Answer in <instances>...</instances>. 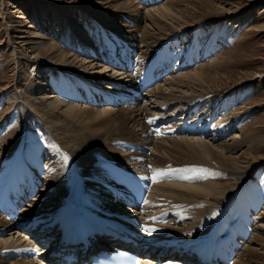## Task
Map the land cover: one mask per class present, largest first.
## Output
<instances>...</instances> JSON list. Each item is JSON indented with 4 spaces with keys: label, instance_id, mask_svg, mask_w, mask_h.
Wrapping results in <instances>:
<instances>
[{
    "label": "bare ground",
    "instance_id": "1",
    "mask_svg": "<svg viewBox=\"0 0 264 264\" xmlns=\"http://www.w3.org/2000/svg\"><path fill=\"white\" fill-rule=\"evenodd\" d=\"M55 1L63 3L62 5L66 7L69 13L77 11L79 6L86 8L87 4H89L90 7L85 11L87 15L90 14L88 15V21L91 20H89L90 17H93L97 20L96 22L99 23L103 31L113 32L108 33L105 39L107 42L111 43L110 46H108L114 50L116 45L115 42L118 44L124 42L125 48L128 49V51H126V49L123 48L125 49L124 55L126 54L128 57L133 56L134 58L139 49L133 47L132 44H128L129 42H127L126 39H129L128 41H131V43L136 41V43L140 44L141 50V54L138 55L137 59L139 62L144 63L149 61L152 57V55L151 57L148 55H150L152 51L155 53V49L160 43L171 35L167 32L170 30V27L164 22V17L172 20V14H179L183 16V18H187L185 20L189 21V18H192L193 15L189 13L188 16H185L184 14L186 13L183 8H180V5L186 3L188 6L192 4L193 1L198 0H168L164 4L167 13L162 12L160 8H156V10L154 8L153 11H148L146 17L151 21V25H148L147 28L140 25V29L138 26L142 17L141 11L138 6L134 5L133 0ZM146 1L149 3L150 0ZM207 3L210 4L209 1ZM210 7L213 10L215 6ZM216 9H214V11ZM120 12L127 13L123 15V18L128 22L136 23L135 26L138 31L140 30L142 32L141 37H138L135 33V30H137L135 26L130 28L128 25L127 27H129V29H126L127 27L125 28V26L124 28L120 26V28L108 26L111 20L113 22H116V20L121 22L119 20L122 17ZM155 12H159L161 15L157 16ZM109 18L110 21L108 20ZM150 27L152 29H150ZM75 28V33L72 34V40L76 41L74 43L76 47L74 48L77 49L76 54L66 52L59 45L49 43V46L46 44L42 45V47L39 46V52H36L37 54H34L31 59H26L25 63H33L36 73L39 71L40 73L48 72L46 78H48V76L53 78L55 75L60 78L54 79L60 80L56 90L53 85L49 84L50 81L47 79L46 82L38 83V85L42 84V88L45 83H47L46 87L43 88V92H40L44 101L40 100L41 102L38 101V103L46 102L48 108L45 114L47 118H54L58 122L64 120L66 123H69L70 126L75 125V127H79V129L83 131L82 136L78 138L80 144H75V148H82L81 142L83 141L86 143L88 140L96 141V147L89 154L92 156L90 161H87L89 163L79 160L83 162V164L80 165H82L84 169L85 167L93 165V173L90 177L88 176L89 180H87V176V179L83 180L81 177L79 178L81 174V170L79 169L74 168V170L77 171L74 174L69 169H63V167L60 168L59 166H54L55 168H50L51 170L48 169L46 180L49 181V186L46 188L42 186L39 193L40 196L34 194L36 195L35 201L31 202L28 209L21 213L20 218L15 222H11L6 218L0 219V232L7 235L5 238L1 237L3 240L0 239V263L4 260H7L6 262L9 264L27 263L25 259L13 260V250L21 251V244L27 239L31 240L30 237L32 233L37 234V232H40V234L36 236L41 235L39 237V240H41L43 238L42 235H44V232L41 231H43L46 226H49L51 229L50 231H55L53 234H56L58 232L56 225L59 224L61 220L64 224H67L68 219L78 212L92 214L102 221H106L105 219L108 218V215L103 214V212H110L112 209H110L111 207H105V205H103L105 199L110 198L112 200L118 198L117 201L119 203L121 202L116 192L117 184L123 187L128 177L139 179H147L149 177L152 184L150 187L151 191L142 206L143 212L141 216L144 220L141 233H143L142 239L147 241L152 247L156 244H162V246L156 245L158 248V251L156 250L157 254H167L177 249L178 251L172 253V256L175 254L173 257L175 260H185L184 262L192 260L191 263L199 264L197 256L203 253V258L201 257V259H204L205 256H207L204 250L211 246L215 238L219 235H223L222 232L229 228L230 222H233L236 218L240 222L242 219H245V223H243L246 226H242L238 232L234 231L232 235L226 237L221 243L224 250L230 247L234 249L237 238L246 237H243V239H245L243 241V249L239 251L237 258L231 264H264V253L249 247V245L245 248L246 242L252 234H254L251 225H249V223H251L249 220L251 218L250 213L252 214L250 210L256 211V209L259 208L260 205L257 201L263 199L264 191H259L260 188L256 184L257 179L252 178L245 187V192H243L244 195L239 193L245 197L237 199L233 196V192L236 193L237 191L235 190L238 188L234 187L229 181L223 183L224 176H234L239 173H245L258 162V158L253 155L252 158L248 157V160L246 159L247 161H244L238 156H233V151L235 152L238 146L243 143H240L238 146L235 144L230 146V144L226 145L225 143H218V145H215L213 141L217 142V140H215L216 138L213 139L212 143H209V141L204 138L208 135L209 128L211 131L214 130L216 134L219 135V138H222L224 135L228 134L234 125L232 124L228 128L223 129L222 126L218 128L219 124H217V129H212L210 121H202L198 126L188 124L186 127L188 130H196L195 135L198 133L201 135L199 138H186L180 136L166 140L163 137L160 141H158L159 139L156 141L155 138L159 137H152L153 134L151 133V135H149L147 132L152 129L151 126L157 125L156 122H158V120L161 121V117L158 116L154 118L155 116H152V113L147 111L146 107L143 109L141 107H131L127 109L120 107L114 110L113 106L102 103L101 99L97 101V99H99V93L103 92L112 103L119 102V104H121L120 101H123V103H130V101H132L130 100L131 98H135L141 94L143 90L140 84L145 87L148 76L146 78H140V82H137L138 78L132 77V75L127 72L129 69L125 70V76H122L124 71L117 75L111 74L109 77L101 76L103 70L99 71L94 69L93 61L95 57H97V59L101 58L97 52L96 56H93L92 52L96 51L94 41L90 38L87 42L86 40L82 42L86 31L84 32L81 25H76ZM114 32L117 34L114 35ZM180 32L178 31L176 34H180ZM98 37V41H100L98 42V47L104 49V42L101 40L100 35ZM169 39L173 38H168L167 40ZM37 43L41 44L42 40H38ZM83 45L87 46L88 48H86L88 50H82L84 48ZM81 46L83 47L82 49ZM168 46V51L171 54V62L173 64L171 74L173 72H178L184 64L188 65L189 60H195V65L197 64V56H195L193 51H190V57H187L189 56L187 55L185 58L186 52L182 56H178L173 49L174 45ZM166 53V48L158 49L160 59L151 60L148 62V65L150 63H156L155 67H159L162 65V59ZM90 54H92L94 59L90 60V58L87 60L86 58H80L83 55ZM104 58L105 56L103 59ZM112 61L117 62L114 57H112ZM175 61L177 63H175ZM17 62L19 66L24 65V61L17 59ZM105 63L106 62H104V64ZM50 65H53V67ZM220 65L219 58H214L205 65L203 64L198 69H195V71L183 73L180 76L168 78V80L166 78L164 86L171 84L170 88L172 90L170 92L164 91L161 85L158 89H154L150 92L151 99L153 100L152 102L158 107L157 110H160L162 112L161 115L166 116L167 121L169 120L168 123L173 125L172 128L169 127L172 130L170 132L171 135L172 133L175 135L186 133V131L183 132L179 130L182 128L186 118L192 116L200 117V111L196 113L194 110L197 106L193 107V109L192 106L195 105L194 103L196 101L198 103V100H200L203 95L200 96L199 92L197 95L194 93H197V87L204 88L202 84H210L212 88L216 86L215 79L218 73L213 72V70L218 72ZM105 67H107V65ZM38 68L39 71H37ZM189 68L191 67L187 66V69ZM184 70H186V67H184ZM135 74L137 76V72H135ZM76 77H82L83 80H75ZM108 78L111 79H109L110 82L105 88H110L111 85H113L118 90V93L109 94L105 88L95 85V82L99 84V82ZM112 80H117V82ZM121 80L125 81L121 82ZM39 87H41V85ZM189 90L193 93L192 95L190 94V96L186 95L190 92ZM18 92L19 91H17V93ZM90 92L96 96H90ZM80 101H85L86 104L89 103L91 107L97 105L100 108H85L87 106L83 107ZM174 103H176V107L181 104H188L187 108L189 107L190 111L182 110V112L180 108L179 110L177 108L173 110L174 112L168 113V107ZM183 107L186 108L185 106ZM145 111L147 113H145ZM182 114L185 118H182V120L177 119L178 115ZM93 115L100 117H92ZM1 117L2 116H0V118ZM35 120H39L40 123L43 122L40 118H35ZM177 124L179 125L178 127ZM149 125H151V129ZM162 126L163 124L160 123V128L157 133L162 130ZM84 127L88 129L85 130ZM173 129L175 130L173 131ZM46 132L48 134L50 133L48 129ZM142 133L143 137H141ZM23 135L24 134L18 136V139L24 138ZM186 136L189 135L186 134ZM251 139L253 138L251 137ZM251 139L250 141H252ZM130 140L137 143L134 144ZM164 141H170L172 145L174 143L173 148L163 144ZM242 141L245 143L248 142L247 139ZM29 143L30 141H24V143L21 144L22 146L20 147L19 153L15 157L17 165L12 166L9 173L0 179V183H4V187H2L0 191V205H3L5 201L4 197H2L4 191L8 187L18 188L17 181L23 177L24 174L28 173V177L32 180L30 175L32 171L29 169V166L31 164L37 166L40 163V158L36 153V151H38V148L35 146L36 144L32 145ZM50 143L52 145L53 141ZM28 146L27 152L26 149ZM73 147L74 146L69 147L72 152ZM219 148L221 149L219 150ZM143 149H150L151 152L148 153L143 151ZM174 153H179L182 157L174 156ZM76 156H74L75 160L77 158ZM246 162H248L249 165L246 166ZM3 164L0 165V172L3 170ZM66 165L67 163L65 162V167ZM117 170L119 171L116 175L115 172ZM260 172L261 170H258L256 173L260 175L262 173ZM8 181H10L9 184H7ZM37 184H39L38 181ZM98 185L101 186V188L96 190ZM238 192L240 191L238 190ZM45 194H50L49 198H45L47 203L41 202V199L43 200L42 196ZM239 194H237V196ZM59 195H62V197H59ZM199 199H201L203 204L198 203V201H200ZM229 199H231L232 204L229 203ZM67 200L70 202L64 205ZM107 202L109 203L110 201L108 200ZM221 202L224 206L226 205V216L222 215L218 217L216 212H212L211 209L206 206L210 204L220 208V211L224 212V206L222 207V205L219 204ZM197 204L199 206H197ZM244 210H246L245 214H243ZM122 212L123 211L116 209V213L121 214ZM259 216L260 219L257 221L260 223L258 229H260V232H263L262 234L264 235V210ZM166 217H171V219L167 220ZM138 218L140 217L138 216ZM240 233H243V235ZM16 234H19V237H17ZM256 237L260 238L259 234H255L254 237L251 238V241L255 240L254 242H256ZM241 240L240 238V241ZM257 241H259V239ZM260 241L263 245L264 236L261 237ZM261 248L264 249V246H261Z\"/></svg>",
    "mask_w": 264,
    "mask_h": 264
},
{
    "label": "rangeland",
    "instance_id": "2",
    "mask_svg": "<svg viewBox=\"0 0 264 264\" xmlns=\"http://www.w3.org/2000/svg\"><path fill=\"white\" fill-rule=\"evenodd\" d=\"M133 1L134 5L138 6L139 10L141 11L142 17L141 20L139 19V29L140 25L145 28H147L148 25H151V21L148 17H146L148 11H153L154 8L155 10L156 8H160L162 9V12L167 13V10L164 8V4L168 0H163L162 2L159 1V3L155 4L153 0H150L149 3L146 0ZM151 1L153 4H151ZM208 1L210 4L207 3ZM60 3L61 2L55 0H0V116H2L0 118V165L4 163L3 170L0 172V179L9 173V171L12 169V166L17 165L15 157L19 153L20 147L22 146L21 144L24 143V141H30L32 145L36 144L35 146L38 148V151H36L37 155H39L41 152L45 153L46 155L48 154L46 156L48 159L45 160L42 156H40L41 168L39 167V169H37L41 171L39 174H41L43 177L42 183L46 184L45 188L50 184H48L49 181L46 180V173H48V169L55 168L56 166H59L60 168L63 167V169H69L73 174L77 172L74 170V168L81 170L79 178L81 177L83 180H86L87 178V180H89V177L93 173L94 166L92 164V166L85 167V169L80 164H83L85 161L86 163H89L87 161H90L92 158V156L89 154L96 147V141L88 140L87 143L83 141L81 142L82 148H75V144H80L78 138L82 136L83 131H81L79 127H75V125L70 126V124L66 123L64 120L58 122L54 118H47V115L45 114L48 108L46 102H42L40 104L38 103L40 100L44 101L41 93L43 92V88L47 85V83H45L42 88V84H40L41 87H39L40 85H38V83L49 80V84L53 85L54 89L56 90L60 80L54 79L59 77L55 75L53 78L50 76L46 78L48 72L40 73L39 71L36 73L33 63L26 64L25 61L26 59H31L34 54H37L36 52H39V46L42 47V45L45 44L49 46V43L59 45L66 52L76 54L77 49H75L76 47L74 45L76 41L72 40V34L75 33L74 30L76 29V25H81L84 32L86 31L82 42L85 40L87 42L91 38L96 46V51L92 52L93 56L95 57L98 53V55L101 57L99 59L95 57L94 59L92 54H90L83 55L80 58H86L87 60L90 58V60L94 59V69L99 71L103 70L101 76L109 77L111 74L117 75L122 73L123 70L119 69L117 66L113 67L115 65L110 64V61L112 60V57L115 56L117 58L119 57L118 59L120 62H123L127 55L123 54V48L117 47L115 45V49L112 50L109 47L111 43L107 42L105 39L108 33L113 32L103 31L99 26V23L96 22L97 20L93 17L89 18V20L91 19L92 21H88V15L90 14L87 15L85 11L90 7L89 4H87L86 8L79 6L77 11L69 13L66 7L62 5L63 3ZM190 5L187 6L186 3L180 5V8H183L184 12L186 13L184 14L185 16H188L189 13L193 15L192 18H189V21L185 20L187 18H183V16L179 14H172V20L169 18L166 19V17H164V22L168 27H170V30L167 32L171 35L168 36V38L173 39L167 40V38L163 40L164 42L162 41L155 51L158 52L159 47H163L166 45L164 43L169 42V45H174L173 49L178 56H182L186 52L185 58L187 55H189L187 57H190V51H193L195 56H197V64L195 65V60L192 62L189 60L188 65L184 64L178 72H173L172 74L170 73L166 75L160 81V83L150 91H145L144 93V91L140 90L141 94H139V96L130 99H139V102L126 104L125 106H113V109L115 110L120 107H124V109L131 107H141L143 109L146 107V110L152 113V116H155L154 118H157L158 116L161 117V121L158 120L156 124H163L162 130H160L158 133L152 132L151 127L154 128L155 126L149 125V127L151 126V130L147 132L149 135L152 133V137H159L155 138L156 141L158 139V141H160V139H163V137L166 140L172 139V137L180 136L186 138H199L201 136L199 133L191 136H186L183 134L175 135L173 133L171 135L170 132L172 130L170 128H172L173 125L168 123L169 120L167 121L166 116L161 115L162 112L160 110H157L158 107H156L155 103L152 102L153 100L151 99L150 92H152L154 89H158L160 85L164 91L170 92L172 90L170 88L171 84L164 86L166 83V78L168 80V78L177 77L183 73H190L191 71L198 69L203 64L205 65L210 60L219 58L221 64L220 69L218 72L213 70V72L218 73L217 78L215 79L216 86H213L212 88L210 84H202L204 85L203 87L205 89L196 86L198 91L194 94L197 95L199 92V95L203 96H201L202 98L198 100V103L197 101L194 103L195 105L192 106V109L193 107L197 106L194 108L196 113L199 111V113H201L203 109L202 112L205 114V116H208L211 112L209 117L212 124V129H217V124H219L218 128L222 126L223 129L228 128L232 124L234 125L228 134L224 135L222 138H219V135H217L214 130L211 131L209 128L207 133L208 135L204 137L205 140L209 141V143H212L214 138L217 140V142L213 141L215 145H218V143H225L226 145L230 144V146L234 144L238 146L240 143H243L238 146V149L235 150V152L233 151V156H238L244 161H247L248 157L252 158L253 155L258 158V162L254 164L252 168H249V170L245 173H239L234 176H224L223 183H227L229 181L234 187L238 188L235 190L237 191L236 193L233 192V196L237 199L245 197L243 196V192H245V187L249 184L252 178L257 179L256 184L261 189H259V191H264V0H198L193 1V3ZM210 6L215 7H213L212 10ZM214 9L216 10L214 11ZM120 13L122 17L119 20L121 22H118L117 20L116 22H113L111 20V23H109L108 26H113L115 28H124V26L126 28L128 25L130 28L135 26V22H128L123 18V15L127 14L126 12ZM155 14L157 16L161 15L159 12H155ZM108 20L110 21V18ZM129 27L126 29H129ZM150 29L152 28L150 27ZM135 31L138 37L142 36V32L140 30L138 31L137 29ZM175 31L181 32L180 34H176ZM116 34L117 33L114 32V35ZM99 35L101 40L104 42V49L98 47V42H100L98 41ZM38 40H42V43H37ZM128 40L129 39H126V41L129 42L128 44H132L133 47L139 49L137 54L134 56L135 67L133 70L128 71L132 77L137 79L140 78L139 75L143 72L146 62L143 64L137 59L138 55L141 54L140 44L136 43V41L131 43V41ZM83 47L81 46V49L83 48L82 50H88L87 46L83 45ZM163 48H165V46ZM126 51H128V49H126ZM156 52L154 53V51H152V53L148 56H156ZM104 56L105 58L103 59ZM167 57L171 59V54L169 51ZM17 59L24 61V65L19 66ZM104 62L106 63L104 64ZM175 63L177 62L175 61ZM104 65H107V67ZM50 66L53 67V65ZM187 66H190L191 68L187 69ZM184 67H186V70H184ZM135 72H137V76ZM143 74L144 72L142 75ZM122 76H125V73H122ZM109 79L111 78L104 79L99 82V84L95 82V85L105 88L110 82ZM75 80L82 81L83 79L82 77H76ZM112 81L117 82V80ZM122 81L125 80H121V82ZM17 91L19 92L17 93ZM89 94L90 96H96L92 94V92ZM190 94L192 95L193 93L190 91L186 95L190 96ZM98 100L100 99H97V101ZM80 103L83 107L87 106L85 108H100L97 105H93V107H91V105H89V103L86 104L85 101H80ZM120 103H123V101H120ZM181 105H178V107H176V103L170 105L168 107V113L174 112L173 110L177 108L178 110L180 108V111H190V108H187L188 104ZM145 113L147 112L145 111ZM92 117L100 116L93 115ZM182 117L183 114L178 116L180 120H182ZM198 117L199 116H197V118ZM35 118H40L43 122L40 123V121L35 120ZM213 120L216 124L213 123ZM206 121H208V119ZM178 126L179 125L177 124V127ZM47 129L50 132L49 134L46 132ZM84 129L87 130L88 128L84 127ZM174 130L175 129H173V131ZM22 134H24L23 136L25 139H18V136ZM141 137H143V133L141 134ZM251 137L253 139H251ZM245 139H247L249 143L242 141ZM250 139L252 141H250ZM52 141L53 144L51 145L50 142ZM131 142L134 144L137 143L135 141ZM167 142L168 141H164L163 144L166 146L169 145L173 148L174 143L172 145L170 141L168 143ZM72 146H74L72 148L73 152L71 149H69V147ZM28 148L29 146L26 149L27 152ZM220 149L221 148H219V150ZM143 151L145 150L143 149ZM149 152H151L150 149H148V153ZM74 156L77 157L76 160ZM174 156L182 157L179 153H174ZM79 160H82L83 162ZM65 162L67 163L66 167ZM246 163V166L249 165L248 162ZM258 170H261L262 172H260V175L256 173ZM2 187H4V183H0V191L2 190ZM98 188L100 189L101 186L98 185L96 190H99ZM238 190L240 192H238ZM39 193L38 196H40ZM239 193H242L243 195ZM237 194L239 195L237 196ZM60 196L62 197V195H59V197ZM46 197L49 198L50 194H45L42 196L43 200L41 199V202L47 203V200L45 199ZM262 198L263 199H259L257 201L260 205L259 208H257L256 211L250 210L252 214L250 213L251 218L249 220L251 223H249V225H251V229L254 234H252V236L246 242L245 248H247L249 245V247L264 253V249L261 248V246H264V243L262 245V242L260 241L261 237L264 235L262 234L263 232L261 233L260 229H258L260 223L257 222L260 219L259 215L264 210V195ZM106 199L103 205H105V207H111L113 210H115L116 207L119 209L120 206L117 205L122 206L123 204H121V202L119 203L118 201L117 203L115 200L113 201V199L111 200L110 198ZM108 200L110 201L109 203L107 202ZM199 200L200 201H198V203L203 204L201 199ZM68 202L70 201L67 200L64 205L68 204ZM219 204H221L222 207L224 206L222 202ZM197 206L199 205L197 204ZM206 206L209 207L212 212H216L218 217L222 215L226 216L227 214L226 205L224 206V212H221L220 208H217L213 205L207 204ZM109 213V211L103 212V214L108 216L110 215ZM245 213L246 210H244L243 214ZM140 217L142 216L140 215ZM1 218L4 217L0 214V219ZM166 218L167 220L171 219V217ZM235 220L237 219L235 218L234 221ZM243 222L245 223V219H242L240 223L242 226H246ZM255 234H259L260 238H257L258 236L256 237L257 240L259 239V241H251V238L254 237ZM16 236L19 237V234H16ZM1 237L2 236H0V239L3 240L2 238L7 237V235L3 236L2 238ZM6 261L7 260H4L0 264H9Z\"/></svg>",
    "mask_w": 264,
    "mask_h": 264
}]
</instances>
